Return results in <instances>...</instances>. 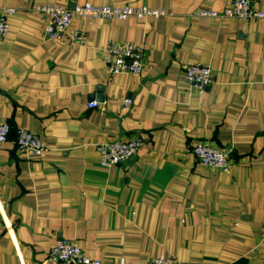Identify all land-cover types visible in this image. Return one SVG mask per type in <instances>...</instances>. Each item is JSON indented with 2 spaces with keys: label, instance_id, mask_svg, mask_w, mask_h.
Returning a JSON list of instances; mask_svg holds the SVG:
<instances>
[{
  "label": "crops",
  "instance_id": "obj_1",
  "mask_svg": "<svg viewBox=\"0 0 264 264\" xmlns=\"http://www.w3.org/2000/svg\"><path fill=\"white\" fill-rule=\"evenodd\" d=\"M144 6L156 20L73 18L85 44L47 41L37 6ZM228 0H0V124L39 137L37 158L0 144V264L47 259L66 240L100 264H264V19L209 18ZM264 12V0H251ZM142 48L137 77L108 75L106 42ZM207 65L196 94L183 67ZM130 100L123 106V100ZM94 101L96 108L86 104ZM143 140L102 168L96 146ZM226 151L227 174L197 143Z\"/></svg>",
  "mask_w": 264,
  "mask_h": 264
},
{
  "label": "built area",
  "instance_id": "obj_2",
  "mask_svg": "<svg viewBox=\"0 0 264 264\" xmlns=\"http://www.w3.org/2000/svg\"><path fill=\"white\" fill-rule=\"evenodd\" d=\"M35 11L45 17L43 35L45 40L53 42L66 41L79 46L85 44V33L82 30L69 31L73 18L98 19L107 21H123L127 18L136 20H156L164 16V12L151 10L144 6H92L83 4L72 8H62L55 5L37 6ZM10 8L0 9V41L7 33V18L14 14ZM196 15L209 18H233L242 22L255 19H264V12H257L251 8V0H228V5L220 13L198 10ZM142 48L132 44H117L106 42L103 48V64L108 75H129L137 77L140 74ZM183 80L196 94H201L210 84V69L207 65L198 63L183 67ZM123 106H128L130 100L125 99ZM88 109L97 107L96 102L86 104ZM10 128L0 124V144L8 140ZM12 143L17 151L37 158L44 151V146L39 137L22 129L14 130ZM143 146L140 137H132L124 142L100 144L96 146L97 162L102 168H110L122 164L134 156ZM191 156L202 167L227 174L229 170L228 154L208 147L204 143L195 144L190 150ZM47 259L60 264H100L97 260L88 258L81 249L66 241H57L49 250ZM117 264H132L119 260ZM142 264H169L162 258L149 259ZM199 264V263H180Z\"/></svg>",
  "mask_w": 264,
  "mask_h": 264
},
{
  "label": "trees",
  "instance_id": "obj_3",
  "mask_svg": "<svg viewBox=\"0 0 264 264\" xmlns=\"http://www.w3.org/2000/svg\"><path fill=\"white\" fill-rule=\"evenodd\" d=\"M10 134L12 135L11 138H13L14 137V130L13 131L10 130V133H9V137L8 138H10Z\"/></svg>",
  "mask_w": 264,
  "mask_h": 264
}]
</instances>
